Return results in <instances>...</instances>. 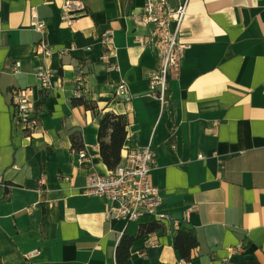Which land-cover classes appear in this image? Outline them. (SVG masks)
Returning <instances> with one entry per match:
<instances>
[{"label": "crops", "instance_id": "1", "mask_svg": "<svg viewBox=\"0 0 264 264\" xmlns=\"http://www.w3.org/2000/svg\"><path fill=\"white\" fill-rule=\"evenodd\" d=\"M82 1L85 15L67 28L63 0H0V264H117L121 236L154 222L161 229L138 239L125 264H264V0H188L183 57L162 111L148 92L156 64L142 42L148 28L133 18L144 0ZM32 12L46 23L48 45L66 53L35 56L41 37L30 28ZM107 30L118 67L108 74L97 40ZM40 66L53 73L48 91L38 87ZM78 73L94 110L71 104ZM120 83L127 102L113 99ZM25 89L38 120L29 132L11 118V93ZM104 112L126 118L121 158L155 149L149 180L161 196L157 213L169 221L107 217L105 198L84 195L89 171L111 172L97 143ZM72 135L85 158L72 153ZM181 228L197 241L186 261L173 249Z\"/></svg>", "mask_w": 264, "mask_h": 264}, {"label": "built area", "instance_id": "2", "mask_svg": "<svg viewBox=\"0 0 264 264\" xmlns=\"http://www.w3.org/2000/svg\"><path fill=\"white\" fill-rule=\"evenodd\" d=\"M144 0V3L133 18L135 23L148 28V34L143 39V44L151 50L155 58V67L147 71L148 92L154 97L164 110L167 104L168 79L172 72H177L183 57L185 46L180 43L181 27L187 14L188 0ZM86 7L82 0H63L60 7L59 20L67 28L78 23L85 15ZM30 28L40 35L34 45L35 56L44 59L52 54L63 55L66 49L53 50L44 39L46 23L31 13ZM98 43L103 47L100 61L106 74L117 71L116 49L114 47L113 33L103 31L98 34ZM85 48V52L90 51ZM20 63L15 62L14 70ZM35 77L41 91L51 89L53 73L46 66L37 67ZM83 79L78 73L75 80L73 98H83ZM131 95L125 84H118L114 89L113 99L129 101ZM12 122L21 125L29 132L38 126L35 103L32 101L29 90H13L11 93ZM74 155L83 159L86 153L83 149L72 151ZM156 151L153 147H138L128 150L120 159L119 164L109 174L101 176L94 171H89L85 177L84 195L103 197L109 204L107 217L122 219L127 222H137L143 215L151 220L169 221L167 214L157 213L161 205V196L149 180V175L154 168ZM201 159V156H198ZM0 183L1 178H0ZM37 255V250L24 255L25 261L32 262Z\"/></svg>", "mask_w": 264, "mask_h": 264}, {"label": "trees", "instance_id": "3", "mask_svg": "<svg viewBox=\"0 0 264 264\" xmlns=\"http://www.w3.org/2000/svg\"><path fill=\"white\" fill-rule=\"evenodd\" d=\"M73 106L83 105L89 110H94L91 104L83 98H72ZM100 115V121L97 130V143L102 163L107 170L113 171L121 159V149L126 137L127 121L123 115H116L111 112H104ZM71 149L80 150L83 146L79 139L74 135L70 137ZM161 229L158 223H147L139 225L138 231L134 236L123 234L115 249V261L117 264H125L129 259V250L133 244L141 237L154 233ZM197 247L195 234L191 229L181 228L176 231L173 238V249L178 253L180 259L186 261L190 257V252ZM245 264H258L255 261H247Z\"/></svg>", "mask_w": 264, "mask_h": 264}]
</instances>
